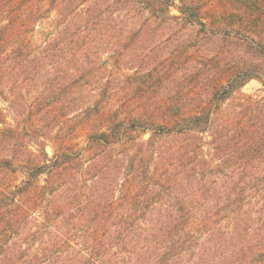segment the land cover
Instances as JSON below:
<instances>
[{"label": "trees", "instance_id": "trees-1", "mask_svg": "<svg viewBox=\"0 0 264 264\" xmlns=\"http://www.w3.org/2000/svg\"><path fill=\"white\" fill-rule=\"evenodd\" d=\"M80 1L33 50L24 32L46 14L0 0L20 117L0 128V264H264V100L224 108L264 88V0H230L226 23L201 0H118L124 16ZM80 112L102 125L58 148L56 123Z\"/></svg>", "mask_w": 264, "mask_h": 264}, {"label": "rangeland", "instance_id": "rangeland-1", "mask_svg": "<svg viewBox=\"0 0 264 264\" xmlns=\"http://www.w3.org/2000/svg\"><path fill=\"white\" fill-rule=\"evenodd\" d=\"M5 3V10H18L21 6L33 7L41 9V12H44L46 15L44 18H41L34 22V24L28 26L26 31L24 32L25 38L30 42L33 50H37L40 46L43 45L44 41H46L50 33L54 31V19L57 14V9L61 3V0H58L54 7L49 8V0H2ZM118 0H81L79 5L75 6L74 9L78 11H84L85 9H90L91 12L96 13L98 11L103 12V14L113 13L115 15L121 14L124 16L126 13L125 7L121 3H117ZM204 2V6L202 9L203 16L205 20H218L221 18L225 23L229 19V10H230V0H201ZM179 1L175 0V4H178ZM50 9V10H47ZM171 13L177 14V11L174 7H170L169 9ZM219 18V19H218ZM236 28H229L231 33L238 32L239 34H247L246 29L239 24L238 21L234 23ZM246 30V31H245ZM248 32V31H247ZM158 32L156 35L158 36ZM256 39L262 41L264 43V28L259 35L255 34ZM158 38V37H157ZM165 39V37H162ZM161 43H163L161 41ZM111 54L109 52H105L102 54V58H111ZM200 60V59H199ZM197 62V60H196ZM205 60H201V63H198L204 67ZM209 63V62H208ZM210 64V63H209ZM208 65V64H207ZM209 66V65H208ZM4 85L0 86V120L3 123L0 124V128L4 125H15L16 121L20 119V117H16L10 108V89ZM190 90V89H188ZM249 98L253 100H264V88L261 82L258 79L249 80L241 89L238 91L234 97L229 99L224 108L227 111H232L235 108L241 106L243 102H246ZM85 115V114H84ZM82 112L70 115L65 117L58 123L53 131V136L55 135V141L58 148L62 150H66V145H74L76 148L84 145L85 138L89 132L100 128L102 125V115H91V120L89 121L87 116H84ZM28 117V114L26 115ZM141 138H147V133L140 134ZM139 136V135H137ZM45 142V149L47 153L51 156L53 151L51 149L52 143L50 141ZM23 175L21 173H17L16 178L14 180H21ZM11 179V178H10Z\"/></svg>", "mask_w": 264, "mask_h": 264}]
</instances>
